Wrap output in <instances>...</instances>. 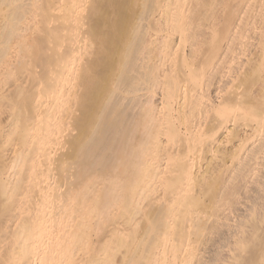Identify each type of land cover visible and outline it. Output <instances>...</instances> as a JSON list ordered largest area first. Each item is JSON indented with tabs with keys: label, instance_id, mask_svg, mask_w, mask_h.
<instances>
[{
	"label": "bare ground",
	"instance_id": "1",
	"mask_svg": "<svg viewBox=\"0 0 264 264\" xmlns=\"http://www.w3.org/2000/svg\"><path fill=\"white\" fill-rule=\"evenodd\" d=\"M263 164L264 0H0V264H262Z\"/></svg>",
	"mask_w": 264,
	"mask_h": 264
},
{
	"label": "rangeland",
	"instance_id": "2",
	"mask_svg": "<svg viewBox=\"0 0 264 264\" xmlns=\"http://www.w3.org/2000/svg\"><path fill=\"white\" fill-rule=\"evenodd\" d=\"M251 35H252V37L249 38L248 41L246 42V43H247L246 46H248V47H247V48L245 47L244 50H241V52H242L241 55L244 57V59L247 58L248 54H250V53H254V51H255V48H254V47H255V46H254L255 44H254V43H256V36L253 34V32H252ZM254 39H255V40H254ZM250 43H251V44H250ZM253 44H254V45H253ZM249 48H250L251 50H250ZM253 48H254V49H253ZM248 49H249V50H248ZM245 50H246V51L248 50L247 53H246ZM251 51H252V52H251ZM243 52H244V53H243ZM249 52H250V53H249ZM243 57H240L239 59H241V58H243ZM239 59L237 60V63H238V62H242V61H244V59H241V60H239ZM239 64H241V63H239ZM239 64H236V67H237ZM236 67H234V68H236ZM229 74H230V73H227V75H229ZM227 75H226V76H227ZM226 76H225V77H226ZM225 77H224V82L227 81V80H229V77H230V79L232 78L230 75L228 76V78H227V77L225 78ZM225 79H226V80H225ZM213 93L216 95V90H215V89H213L212 94H213ZM214 94H213V96H214ZM262 166H263V167H262ZM261 167L264 168V164L261 165Z\"/></svg>",
	"mask_w": 264,
	"mask_h": 264
},
{
	"label": "snow or ice",
	"instance_id": "3",
	"mask_svg": "<svg viewBox=\"0 0 264 264\" xmlns=\"http://www.w3.org/2000/svg\"><path fill=\"white\" fill-rule=\"evenodd\" d=\"M84 7V6H81ZM238 247H243V246H238ZM8 264H13V262L9 261ZM233 264H245V261L243 260H236L233 262ZM262 264H264V262H262Z\"/></svg>",
	"mask_w": 264,
	"mask_h": 264
}]
</instances>
